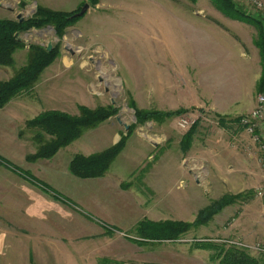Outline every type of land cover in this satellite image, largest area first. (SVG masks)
<instances>
[{"label":"rangeland","instance_id":"374dc122","mask_svg":"<svg viewBox=\"0 0 264 264\" xmlns=\"http://www.w3.org/2000/svg\"><path fill=\"white\" fill-rule=\"evenodd\" d=\"M232 1L247 16L229 15L221 8L225 5L217 4L215 0H99L98 4L90 0H0V20L14 21L30 19L39 7L73 12L82 10L86 3L90 4L87 13L68 27L63 37L57 35L53 25L18 33L25 48L15 52L12 66L0 67V77L3 76L0 81L11 79L29 64L32 46L48 50L51 47L58 51V56L44 70L32 90L10 102L15 99L30 101L34 108L29 109L31 117L40 111L51 110L78 116L81 106L90 109L116 107L118 110L116 115L87 130L54 157L45 159V162L41 159L43 167L40 170L57 171L53 163L64 168L70 157L102 152L112 145L113 138L127 137L128 152L117 157L112 171H108V177L119 181L122 189L120 193L117 190L106 195L107 216L97 213L96 201L86 194L88 191L83 194L77 190V195L67 197L55 189L56 193L69 199L66 203L23 177L36 191L58 203L57 216L53 217L52 224H47L57 237V264H221L215 257L217 246L211 247L209 243L225 245L227 249H242L240 243L264 240V198L257 196V189L264 184V125L261 124L263 129L259 130L260 141H256L239 122H236L237 127L241 128L238 127L237 131L232 128L225 135L227 140L232 137L231 143L237 142L235 148L239 151L244 148L239 147L240 139L246 140L247 136L251 142L250 145L244 141L249 144L248 167L252 171H233L235 176L229 180L225 178L227 173H232L227 171L229 164L242 169L233 161H220L222 170L226 171L212 170L213 160L193 158L190 154L180 161L191 170L192 174L187 178L176 167L177 160L164 157L167 149L170 150L168 153L175 155L178 139L191 129L181 128L183 118L196 123L201 142L213 128H218L222 118L230 122L229 117L210 110L202 101L225 89L228 81L219 78L216 70L209 72L204 65L195 64L190 45L194 38L199 39L192 35V25L199 27L205 23L208 27L210 23L206 21H211L220 27L226 17H231L241 23V28L235 27L239 34L232 33L234 40L242 42L246 49L253 43L259 47L260 29L256 22L264 25V15L242 0ZM165 47H170L168 49L176 55L173 60L163 52ZM178 53L182 55L179 59ZM254 57L248 64L237 61L231 65L234 79H237L234 74L239 72L243 82H253L255 72L261 70ZM177 59L182 64H177ZM259 93L257 87L254 90L256 101ZM137 110L159 114L141 120ZM178 110L185 112L165 116ZM38 132L39 129L27 124L19 127L20 138L26 142L31 154L38 148L34 140ZM167 135L170 140L165 139ZM143 150L145 163L136 168L131 158L142 157ZM151 155L154 157L149 160ZM161 157L165 159L161 160ZM35 178L43 183L42 186H51L43 179ZM189 185L199 187L201 191L197 193L201 202L196 207L193 203L186 207L184 201L181 202ZM223 200L229 203L207 224L192 227L180 239L146 244L133 241L138 239L134 229L140 220L186 219L185 222L191 223L200 209ZM32 228L34 233L49 231L41 225ZM14 230L21 231L18 225ZM242 250L264 264V254Z\"/></svg>","mask_w":264,"mask_h":264},{"label":"crops","instance_id":"0c3cea01","mask_svg":"<svg viewBox=\"0 0 264 264\" xmlns=\"http://www.w3.org/2000/svg\"><path fill=\"white\" fill-rule=\"evenodd\" d=\"M213 21L217 22L215 20ZM206 22H209L210 26L207 27L205 23L201 24L199 27H195V25L191 26L192 35H196L199 39L193 37L194 40L190 45L193 51H190V55L192 59H195L193 60L195 64L204 65L209 72H214L216 70L219 78L228 81L225 89L219 91L213 98L208 100L202 99V101L205 102V105L208 104L210 110L223 117H229L230 122H226L225 120L223 122L220 121L218 128H213L210 135L202 142L197 135L198 131L195 130L188 147L184 146L183 140L187 132L184 133L183 136L178 139L177 151H174L175 155L168 153L170 150L167 149V155L164 157L171 156L174 161L177 160L175 164L176 167L181 170L187 178L191 176V170L187 169L184 164L181 165L180 161L182 159L185 160L190 154H192L193 158L206 157L213 160L211 166L212 170L226 171L222 170L220 165L222 163L220 161L223 159L229 163L233 161V163L235 162L242 169H237L235 165L231 166L229 164L230 167L227 171H231L232 173L225 174L226 180H229L235 176L233 171L251 170V167H248V154H250L248 152H250L249 144L251 145V142L248 141L249 139L247 136L245 137L246 140L240 139L241 144L239 143V147L242 145L244 148H240L239 151L235 148L237 142L231 143L230 140L232 137L227 140L225 135H228L227 133L230 132L232 128L237 131V128L240 127H237L236 122L238 121L235 120L236 118L249 113L256 107L257 101L254 90L259 86V82L263 75L262 54L257 44L253 43L246 49L245 46L242 45V42L234 40L233 34L235 32L239 34L236 28H241V26L239 27V24H241L240 20L226 17L225 23L220 25V27L218 23H213L211 21ZM183 23L185 25V21H183ZM221 26L225 29L223 30ZM168 48L170 47H165V51H163L167 57L172 58L176 56L173 55V51ZM178 54L179 59L182 55L180 53ZM253 57L257 59V64H260L259 67L261 69L255 72L253 79L251 78L253 82H243L239 72L238 74H234L237 75L238 80L234 79L235 77L233 78V75H231V70H233L231 65L235 62L237 63V61L245 63L248 61L251 62ZM178 59L176 60L177 64H182ZM246 69L249 70V68ZM235 72L237 73V70H235ZM250 73H252V71ZM2 78L3 76L0 77V80ZM30 108L34 109L30 101H20L18 99H15V102L13 100V102H10L4 108H0V155L13 165L30 172L35 177L43 179L67 197L70 195H77L78 191L83 194L88 191L86 194H89L90 197H94L96 201L98 206L97 213L102 216H107L108 214L105 210L106 195L117 190V192L120 193L122 189L119 181L117 182L114 177H108L109 172L101 178L83 179L76 177L70 171L72 157H70L68 164H66L64 168L60 166L59 168L56 163H53V168L57 171H41L40 169L43 167V160L41 159L33 163L27 160V156L31 155V150L27 148L26 142L20 138L19 127L26 126L28 121L36 118V116L43 112L40 111L36 116L31 117L29 115L32 112H30ZM261 124L264 125V121H262ZM261 129H263L262 126ZM119 139L121 140V138ZM119 139L116 137L113 138L112 145L108 146L106 149L116 145L120 141ZM165 139L170 140V137L167 135ZM234 139H236V137H234ZM102 141H104V139ZM155 146L159 145L156 144ZM127 149L128 145L118 158L122 155L124 156V154L128 152ZM144 151L145 150H143L141 155L142 157H136L135 159L134 157L131 158V161L134 162V167L137 168L145 163ZM153 157L154 155L149 156V160H152ZM164 157H161V160L165 159ZM45 161L44 159V162ZM155 166L156 164L153 165L152 171ZM112 168L113 166H111L109 171H112ZM117 171L121 170L117 169ZM26 181L20 174L15 172V170L0 163V264H57L56 256L59 255L58 244L56 242L57 237L51 232L52 227H47V224H52L53 217L57 216L58 203L57 201L50 200L48 196L43 195L42 192L36 191V188ZM197 184L200 186L198 181ZM73 186L75 187L73 188ZM168 188L167 186V189ZM198 188L199 187L189 185L186 191V197L181 199L180 196L179 199H181V202L184 201L183 204L186 207L192 203L195 204V207L197 204H200L201 198L197 193L201 191ZM118 206H120V202ZM200 211L201 209L198 211L197 216ZM140 221H138V223ZM184 221L187 220L185 219ZM15 225H18L21 231H15ZM36 225H41L42 228L48 229L49 231L34 233L32 227ZM65 253L71 255L70 252Z\"/></svg>","mask_w":264,"mask_h":264},{"label":"trees","instance_id":"16d2710c","mask_svg":"<svg viewBox=\"0 0 264 264\" xmlns=\"http://www.w3.org/2000/svg\"><path fill=\"white\" fill-rule=\"evenodd\" d=\"M217 4L223 3L225 13L238 15L240 18L245 16L239 10L232 0H215ZM93 4H98L99 0H90ZM81 11L64 12L54 11L45 7H39L37 12L30 19L25 20H0V67L12 66L15 62L14 54L17 50L25 48L23 40L19 38L18 33L28 31L31 28H41L47 25H53L59 37L65 35L66 29L73 25L80 17L75 15ZM247 16V15H246ZM238 17V18H239ZM244 18V17H243ZM260 29V42L263 75L259 82L258 91L264 92V25L256 22ZM32 55L30 62L21 68L11 79L0 81V108H4L16 96L32 90L40 79L44 70L51 65L58 56L57 50L49 51L41 46L31 47ZM116 107L90 109L86 106L80 107V115L73 116L59 110L45 111L36 118L28 121L27 126L39 129L38 134L34 137L38 148L36 153L28 155L27 160L34 162L39 159H50L54 157L61 149L69 146L75 140L83 136V134L92 128H96L118 112ZM185 111L178 110L169 112L165 116L181 115ZM137 114L141 120H147L156 117L158 112L140 111ZM241 117L236 118L240 123ZM225 119L222 118V122ZM196 124V123H195ZM193 125L184 136V146L188 147L197 125ZM131 131V129H130ZM129 131V132H130ZM49 136V137H48ZM126 138H122L116 145L89 156L79 154L76 155L70 163V171L76 177L101 178L110 170L112 164L126 147ZM0 163L9 166L15 172L20 174L26 180L31 181L35 185L43 187L45 192L55 195L59 200L69 203V199L63 197L60 193H56L55 188L47 184L42 186L33 174L13 165L7 159L0 155ZM229 201L223 200L214 202L211 206L201 210L194 222L185 221H152L149 219L141 220L135 227L138 239H133L139 244L146 242L176 240L180 239L192 227H198L207 224L213 215L218 212ZM204 244V243H202ZM209 245L217 246L215 257L220 260L221 264H261V261L251 256L245 250L238 247H230L227 249L225 245L219 246L215 243Z\"/></svg>","mask_w":264,"mask_h":264},{"label":"built area","instance_id":"2783aa9c","mask_svg":"<svg viewBox=\"0 0 264 264\" xmlns=\"http://www.w3.org/2000/svg\"><path fill=\"white\" fill-rule=\"evenodd\" d=\"M242 1L246 4L252 5L254 8H256V10L264 15V0ZM262 121H264V92H260L258 94L256 107L249 114L241 116L240 123L247 129V131L256 141H260L259 130L261 128ZM194 124V121L191 122L185 118H183L180 122L181 128L186 130L190 129ZM257 196L264 198V184L257 189ZM240 248L264 254V240H258L252 244L240 243Z\"/></svg>","mask_w":264,"mask_h":264},{"label":"water","instance_id":"95a60500","mask_svg":"<svg viewBox=\"0 0 264 264\" xmlns=\"http://www.w3.org/2000/svg\"><path fill=\"white\" fill-rule=\"evenodd\" d=\"M89 8H90V4L89 3H86L85 5H84V7L82 8V10L79 12V13H77L75 16L76 17H81V16H83L85 13H87V11L89 10ZM19 18H22V17H19ZM52 50V48L50 47L49 48V51H51ZM120 121V120H119ZM126 128L127 129H129V125H126Z\"/></svg>","mask_w":264,"mask_h":264}]
</instances>
